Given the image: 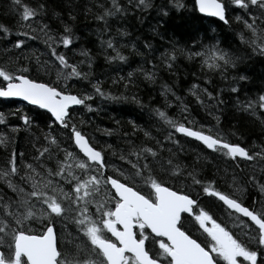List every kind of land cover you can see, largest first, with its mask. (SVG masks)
<instances>
[{
	"label": "snow or ice",
	"instance_id": "1",
	"mask_svg": "<svg viewBox=\"0 0 264 264\" xmlns=\"http://www.w3.org/2000/svg\"><path fill=\"white\" fill-rule=\"evenodd\" d=\"M60 6L71 8L70 3ZM171 6L179 10L183 4L181 0H161L159 5L154 0H104L95 3L99 11L92 14L103 24L97 29L103 35L109 31V18L125 22L131 14L146 15L155 9L163 19ZM57 7L54 0H10L2 14L8 22L0 23V43L8 45L4 52L8 58L0 61V98H21L45 110L44 116L38 111L30 115L17 110L7 116L0 112V148L6 153L0 164V264H264V140L247 146L236 132L219 128L220 118L213 112L224 104L220 89L209 91L196 83L188 89L195 103L216 121L209 126L191 118L188 104L174 86L161 84L163 108H150L147 127L129 120L131 134L123 132L119 151L93 143L85 119L78 120L73 108L82 106L91 112L87 102L96 95L113 102L131 98L143 109L135 93L125 94L136 87L134 73L155 84L157 67L171 71L177 57L183 56L199 63L205 84H211L209 74L228 81L231 93L237 95L238 110L255 118L264 116V85L254 99H238V85L249 80L239 65L249 55L264 58V0H194L193 14L218 18L225 27L233 20L242 25L232 37L239 40L235 47L232 38L215 30L212 35L193 32L182 46L169 36L167 47L159 46L162 52L148 40L143 52L136 43L117 46L111 36L101 40L109 63L128 60L123 48L144 60L145 66L111 78L119 95L106 91L95 78L89 50L81 49L82 59L70 62L61 46L72 45L73 26ZM53 18L60 21L62 31L44 22ZM67 19L75 20L70 10ZM156 27L152 32L161 35ZM116 33L128 35L120 28ZM37 40L42 41L43 51L29 47L28 41ZM109 49L113 55L107 54ZM230 72L238 75L229 77ZM82 82L84 91L72 90L73 84ZM173 108L175 114L169 115ZM113 123L116 128L100 131L108 136L120 132V121ZM21 131L30 137L33 155L28 160L16 151ZM231 137H236L235 142ZM192 143L200 151L185 147ZM206 156L234 167L217 168L216 175L206 179L199 168ZM218 177L228 191L216 186ZM250 188L259 192V200L241 199ZM209 197L215 198L230 224L218 222L212 209L202 206V199ZM185 215L205 235L203 242L185 227Z\"/></svg>",
	"mask_w": 264,
	"mask_h": 264
},
{
	"label": "trees",
	"instance_id": "2",
	"mask_svg": "<svg viewBox=\"0 0 264 264\" xmlns=\"http://www.w3.org/2000/svg\"><path fill=\"white\" fill-rule=\"evenodd\" d=\"M58 5L56 10L62 12V17L65 22L71 23L73 26V43L68 49H61L66 52V55L70 58V62H75L78 59H82L79 56L81 49L89 50L93 57V75L99 81L103 82V87L106 91H112L114 94L119 95L120 89L111 85V78L117 75L126 76L128 72L138 69L144 65V60L141 56L135 54L130 55L129 48L121 49L122 54L128 57L127 61H116L109 63L104 58V50L101 48L100 41L107 40L109 36L113 38V43L117 46L136 43L138 49L143 52L142 47L144 41H151L158 47L159 52H162L163 47H159L161 44L167 47L168 37L172 36L175 39L180 40L181 46L183 45L184 38L187 35L196 32L198 35H203L207 31L208 35H212L213 31L217 34L223 32L227 34L228 38L234 37L235 32L241 30L242 25L236 23L234 20L230 27H225L221 22L215 18H207L200 13L193 14L194 0H181L183 7L177 10L174 6L170 7L168 16L163 19H159L158 13L155 9L149 10L146 15L135 13L127 17L125 22H119L114 18H109V31L103 35H98L97 29H102L103 24L98 23L94 15L99 11L95 7V3H103L104 0H54ZM126 2V0H125ZM167 2V0H165ZM10 3V0H0V23L8 22L5 16L2 15ZM71 4V8L68 10H62L60 5ZM156 5L161 3V0H154ZM91 8V12L86 10ZM71 11L75 16L74 21H68V11ZM237 13L233 12L231 15L234 17ZM136 15H140V20L136 19ZM142 21V22H141ZM48 23L53 29L62 31V26L59 20L46 19L44 21ZM158 25V27H156ZM219 25V26H218ZM156 27V31L161 35H164V39L161 40V35H154L152 28ZM123 29L128 33L127 36H119L116 33V29ZM14 39V37H9ZM191 43V41H189ZM231 43L233 46L239 45L237 38H232ZM29 47L33 49L44 50L42 41H28ZM8 47L5 43H0V61L6 60L8 57L4 55L5 49ZM108 55H113L111 50H107ZM155 63V61H154ZM146 67H151L147 65ZM240 71L249 77V80L242 82L238 85L240 88L239 97L240 101L246 99H254L261 90V85H264V58L259 56H246L242 64L239 65ZM86 69V65L84 67ZM33 72L35 69L33 68ZM157 80L155 84L144 80L142 74L134 73L136 87L130 89V92L125 94L129 95L135 93L140 99L145 108H141L139 105L132 102L131 98L128 100H121L119 102L105 101L96 95H93L92 100L88 101L91 105L92 111L88 112L82 106L76 107L75 116L77 119H85L87 124V133L89 136L94 137L93 143L109 144L112 145L117 151L123 146L124 140L122 138L123 132L131 134V126L128 124L129 120H134L137 124L147 127V121L149 120V110L153 107L163 108L165 104V97L161 95V84H169L173 87V90L178 96L183 98L185 104H188L191 110V118H195L201 123H206L209 126L215 125L216 121L209 116L207 111L201 109L194 101L191 93L188 92L189 87L193 84H199L201 87H208L209 91L214 89H220V99L224 101V104L220 106L219 111L213 112V116H219L220 125L219 128L227 133L234 131L240 136L241 140L247 141V146H251L253 141L258 145L261 140H264V124L260 118H255L242 110H238L236 107L237 95L232 94L230 88L232 85L228 81L221 80L220 76L209 74L211 84H205V74L201 71L199 63L189 61L183 56H178L175 62V66L169 71L166 68L157 67ZM195 73V76L193 75ZM238 75L237 72H230L229 77ZM54 79V77H53ZM72 90L79 92L85 90V82L80 84H73ZM171 100V96L168 97ZM19 110L21 113H27L34 115L37 111L41 116L45 115V110H39L34 106L19 103L15 100L0 99V112L5 113L7 116L9 112ZM176 109L173 108L169 115H174ZM83 114V115H82ZM13 124L17 123L15 118H11ZM120 121V132H114L112 135H105L103 129H114L117 127L113 123V120ZM90 122V123H89ZM43 121H41V124ZM99 129V130H98ZM215 130V129H214ZM35 131V129H33ZM155 135V132H153ZM140 138H143V134H139ZM190 139V138H189ZM235 142L236 137H231ZM139 143V139L136 141ZM186 148H195L196 151H200L196 147V143L186 144ZM16 151L23 152L25 159L28 160L32 153L30 137L27 132L21 131L18 134V141L16 144ZM5 151L0 148V164L4 163ZM192 159L189 154L188 162ZM228 167L229 171L232 170L234 165L225 164L224 161L216 159L212 156H206L205 160L199 165L201 172L205 178H211L216 175L217 168L223 169ZM240 168H244L245 172L247 168L244 164L240 165ZM240 177L246 178L245 172H239ZM223 175L222 173L220 174ZM217 187L220 190L228 191L226 184L219 180L218 177ZM242 182V181H241ZM176 186L180 187V182H176ZM252 197L260 199L259 192L256 189H249L247 194L242 196L241 199L250 201ZM210 203H216L215 198H207ZM218 204V203H217Z\"/></svg>",
	"mask_w": 264,
	"mask_h": 264
},
{
	"label": "flooded vegetation",
	"instance_id": "3",
	"mask_svg": "<svg viewBox=\"0 0 264 264\" xmlns=\"http://www.w3.org/2000/svg\"><path fill=\"white\" fill-rule=\"evenodd\" d=\"M216 203H210V201L206 199H202V206L207 208H211L212 212L214 214V218H217L218 222L227 223L230 224L231 221L228 220L227 216L224 214V210L222 208H219ZM184 224L185 227L188 229H191V234L194 236V238L200 239L201 242L205 240V235H203L201 232L197 231L196 228L192 227V220L185 215L184 217ZM242 259V258H241Z\"/></svg>",
	"mask_w": 264,
	"mask_h": 264
},
{
	"label": "water",
	"instance_id": "4",
	"mask_svg": "<svg viewBox=\"0 0 264 264\" xmlns=\"http://www.w3.org/2000/svg\"><path fill=\"white\" fill-rule=\"evenodd\" d=\"M201 15L205 16L204 14H201ZM205 17H207V16H205ZM207 18H214V17H207ZM215 19L218 20V18H215ZM3 99H13V100H16L18 102H21V103H25L27 105H30V104H28V102L23 101L21 98H3ZM30 106H33V105H30ZM76 107H79V106H73V108H76Z\"/></svg>",
	"mask_w": 264,
	"mask_h": 264
},
{
	"label": "bare ground",
	"instance_id": "5",
	"mask_svg": "<svg viewBox=\"0 0 264 264\" xmlns=\"http://www.w3.org/2000/svg\"><path fill=\"white\" fill-rule=\"evenodd\" d=\"M80 107V106H79Z\"/></svg>",
	"mask_w": 264,
	"mask_h": 264
}]
</instances>
